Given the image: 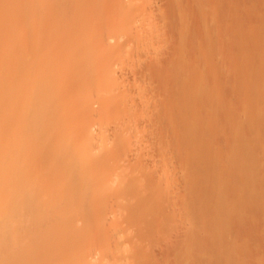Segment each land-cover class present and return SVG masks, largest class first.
<instances>
[{
    "label": "rangeland",
    "instance_id": "374dc122",
    "mask_svg": "<svg viewBox=\"0 0 264 264\" xmlns=\"http://www.w3.org/2000/svg\"><path fill=\"white\" fill-rule=\"evenodd\" d=\"M0 37V101L24 117L2 159L30 154L20 177L53 167L99 188L79 225L113 237L98 233L103 264H264V0H0ZM194 187L215 195L207 214Z\"/></svg>",
    "mask_w": 264,
    "mask_h": 264
},
{
    "label": "bare ground",
    "instance_id": "6f19581e",
    "mask_svg": "<svg viewBox=\"0 0 264 264\" xmlns=\"http://www.w3.org/2000/svg\"><path fill=\"white\" fill-rule=\"evenodd\" d=\"M0 38H2V37H0ZM2 48L3 47H1V45H0V57H1V53L2 54L5 53V51ZM3 51H4V53H3ZM2 58H0V60ZM2 63L0 62V94L7 92V90L9 91L11 89V88L9 89V88L5 87V83H3V81H2V78H4L8 73V72H6L5 73L6 75L4 74V72L6 70L5 71L3 70L4 64H2ZM3 75H5V76H3ZM12 90H13V88H12ZM17 90L19 91V89H17ZM16 91H13V93ZM18 93H20V92H18ZM13 95H15V93ZM20 95H19L20 100L22 101V98H23L22 94L20 93ZM13 98L14 97H12L11 100ZM5 104H7L5 101H0V152L1 153H2V151L4 152V150H6V149H4V147H6V148L8 147L7 144H9V143L6 144V142H10L9 140L6 141L8 138V135L10 137H13V133H12L13 128L12 127L15 126L13 124L14 120L15 121L17 120L15 118V117H17V115H15L16 113L14 114L15 116L12 115L13 110H11L12 114H10L11 116L9 118L8 110L5 109L6 107L4 108ZM10 106L12 107V103L10 104ZM70 113H68V114L70 115ZM18 115H20V114H18ZM63 115H65V113ZM67 117H68V115H67ZM12 118H14V120H11V122L13 121V123H11L9 121V119H12ZM17 118H18V120H21L24 117L22 118V116H21V118H20V116H18ZM52 119H53V117H52ZM8 121L11 123L10 125H13L12 127H10ZM53 121H56V120L54 119ZM21 122H22V120H21ZM56 124H58V123H56ZM39 125H40V123H39ZM33 126H35V125L33 124ZM8 127H10L9 128L10 131H8ZM11 128H12V130H11ZM30 131H32V130L30 129ZM33 131H35V130L33 129ZM187 142H189V141H187ZM186 143H184V145H187ZM182 144L183 143H181L180 145H182ZM40 148L42 149V147H40ZM43 149H44V147H43ZM35 151H34V153L37 152V151L36 152ZM54 151L55 150H53L52 152H54ZM39 152H41V150ZM52 152H51V154H52ZM1 153H0V156H1L0 160L4 163L5 158L2 159V157L5 154V152L2 155H1ZM108 153H110V152H108ZM28 155H30V154H28ZM28 155H27V157L23 156V155L20 157L17 156V158L18 157L19 158L25 157L24 158L25 161H24V159H19V161H20L19 162L18 160H16L17 158L13 159V160L8 159L7 160L8 163H7V161L5 162L6 164L4 163V168H2V166H1L2 164L0 163V223H2V224H0L1 225L0 226V264H91L94 262H95L94 264H97L96 261L98 259L95 260L94 262H91V263L85 262L84 260H82L83 255L85 254L86 251L89 253V252H93L94 250H96V251L101 250L102 252L99 253V255H100L99 257H101L102 255L105 254V252H104V254H102L103 248H105L106 246H108L110 244V242L107 243V241L110 240L111 239L110 237H112V236H105L101 232L103 227L97 225V223H96L97 221H95L93 223H92V221H90V223L85 224L84 226L79 225V221L81 219V215L83 216V212H85L89 208L88 205L90 204L91 199H92L93 203L96 202V199H97L96 196H98L97 190H98L99 196L103 195L105 197V195L101 194L99 192V188L94 190V191H96V193H94V194L92 193V195L89 193V191H88V193L87 192H85V193L80 192L79 188L87 183V181L85 179H83V177H86L87 175H91V174H88V172L86 174L84 173L85 175H79V176H81L80 178L83 180H80V179L78 180V178H75V179H77V181H74L75 179H73V178H68L66 175H65L66 176L65 177L64 175H62V173L60 175V171L62 169L56 168V169H54V171L51 170V168H53V167H48L46 169L44 168L47 172L46 175L44 174L46 172L43 169V173H42L43 175L42 174L39 175L40 173L38 172L37 173L38 175L35 174L37 176L34 175L33 177H29V176L25 177L24 175H22L20 177V175H19L20 171L22 172L24 169L29 168L31 166L30 163L32 161ZM33 155H35V154H33ZM36 155H38V154H36ZM36 157H38V156H36ZM12 158H14V156H12ZM32 158H33V156H32ZM94 159H95V157H94ZM21 160H23L24 163H22ZM26 160H28V161H26ZM85 164H86V162H85ZM87 166H88V164H87ZM47 169L49 172L47 171ZM55 170H57V171H55ZM81 170L83 171L84 169H81ZM83 172H82V174H83ZM53 176H54V178H53ZM60 176H61V178H60ZM79 176L77 175V177H79ZM56 177L57 178L59 177L58 179L60 180L61 184H60L59 188L57 187L58 189L53 188L54 191L55 190L57 191L56 192L57 196L53 197L54 199L49 200V199H47V195L53 194L54 191L52 190L53 191L52 192L51 191L52 187L46 186V185H48V183H50V182L52 183ZM90 178H91V176H90ZM45 179H48L47 183H45L46 182ZM222 182H223V180H221L220 184ZM26 183L30 184L31 190L34 193H33V196L29 200L20 201L17 198L16 194L18 195L17 191H18L19 187L25 185ZM223 184H224V182H223ZM197 185H198V183H197ZM218 186L217 187L215 186V187L217 188V191H220L221 189L220 188L218 189ZM48 187H50V188L48 189ZM198 187H199V185H198ZM194 188L196 189V187H194ZM201 188H202V185H201ZM199 189L197 188L196 190L198 191ZM202 189H204V188H202ZM210 189L212 190V186ZM201 190H200V192L198 191V193L201 194V192H204L206 189H204V191H201ZM215 191H216V189L214 190V192ZM206 192L208 194V191H206ZM209 192H210V190H209ZM95 194H97V195H95ZM54 195H56V194H54ZM93 195H95L94 196L95 201H93V199H94V198H92ZM157 196H159V195H157ZM199 196H200V198H199L200 201H198V203L199 202L201 203L202 199L204 201H206V204H205V202L201 203V206L203 204L205 206V205H208V203L209 204L214 203L213 199H214L215 195H213L214 196L213 199H212V196L207 197V196H205V194H201ZM72 197L78 198L79 202L77 204L76 203L75 204L69 203L68 200L71 199ZM209 198L211 199V201H213L212 203H210ZM155 199H156V197H155ZM196 199H198V198L196 197ZM160 200H162V198ZM105 201L107 202V200H105ZM105 201H103L102 204L103 203L106 204ZM150 201H152V200H150ZM164 201H165V199H164ZM97 202L98 203L100 202V204H101V200H97ZM53 203H60L62 205L60 212L56 215L47 214V212H45L47 210L46 208H49V205L53 204ZM154 203H156V202H154ZM161 203L162 202H160V204ZM200 203L197 204L198 206L196 205L197 208H195L194 207L195 205L193 206V204H192L191 206L193 207V210H194V208L196 210H198L200 208V206H199ZM152 205H154V204H152ZM156 205H157V203H156ZM233 205H235V204H233ZM239 205L240 204H238V206ZM241 205H242V207H244L243 203ZM204 206H202V207L205 208L206 206L205 207ZM238 206L235 205V207H234L235 212L234 213H238L239 209L240 210L242 209V207L239 208ZM250 206H251L250 203L245 204L244 208H246L245 211H248L247 213H249V212L251 213V211H249ZM96 207H94V208H96ZM207 207H206V212H208L207 209H209L210 206L208 208ZM203 208H200V210ZM236 209H238V210H236ZM252 210H253L252 211L253 213L255 211H257V213H259V212L263 213L264 207H263V209L262 208L259 209L257 206H255L252 208ZM201 211H200V213H203ZM203 211H204V209H203ZM197 213H198V211H197ZM87 215L89 217H91V213H88ZM29 217L31 218V223L30 224L28 223L29 225H27L25 220ZM131 217L132 216H130V218ZM238 217H239V215L237 216V218ZM242 217H243V219L246 218L245 215ZM242 217H240V218L242 219ZM92 218L93 217H91V220H92ZM98 218H99V215L95 216L96 220ZM206 220H207V222H206ZM206 220L204 221V228H207V229H209L208 228L209 226L211 228V226H213L216 223L215 219L212 216H209L208 219H206ZM210 220H212V221H210ZM201 222H200V224H202V225H200V226L203 228V222L202 223ZM210 222H211V224H208ZM206 223H207V227H206ZM219 224L221 225V223H219ZM240 224L241 223H239V225ZM231 225L235 226L234 223ZM237 225H238V223H237ZM237 225H236V227H238ZM225 227L229 228L230 224H227V226H225ZM44 228H47V231L45 233H39V234L33 233L34 235H32V234L30 235V233H28L33 229L41 231ZM231 228H232V226H231ZM227 232H229V231H227ZM232 232H234V229H232ZM58 233H60L62 235L61 239L54 238ZM98 233H100V235L101 234L104 235L106 237L105 240H107V241H105L103 239V237H98ZM107 237L109 239H107ZM100 238H102L103 240L101 241V243H100L101 245L98 247V249H96L95 244L98 241L100 242V240H99ZM114 239H115V237H114ZM112 240H113V237H112ZM90 241H93L94 245H89L88 243ZM113 242H114L113 244L116 243V241H113ZM217 243H218V241H217ZM106 251H108V250H106ZM112 253H113V251H112ZM95 255L97 256V254H95ZM146 255L147 254H145V256ZM93 257H94V255H93ZM104 257L107 258L108 256L106 255ZM104 257L103 258L101 257V259L99 258L98 261L100 264H103L102 262H104V260H102V259H104ZM106 258H105V260H106ZM113 258H114V256H113Z\"/></svg>",
    "mask_w": 264,
    "mask_h": 264
}]
</instances>
